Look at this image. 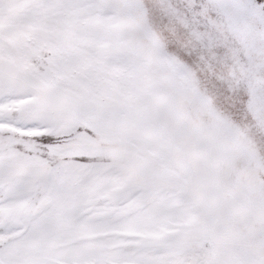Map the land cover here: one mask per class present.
I'll list each match as a JSON object with an SVG mask.
<instances>
[{
    "label": "snow or ice",
    "instance_id": "1",
    "mask_svg": "<svg viewBox=\"0 0 264 264\" xmlns=\"http://www.w3.org/2000/svg\"><path fill=\"white\" fill-rule=\"evenodd\" d=\"M0 264H264V0H0Z\"/></svg>",
    "mask_w": 264,
    "mask_h": 264
}]
</instances>
